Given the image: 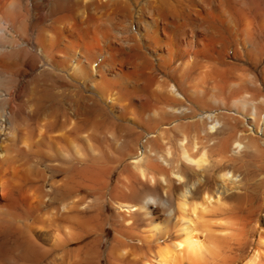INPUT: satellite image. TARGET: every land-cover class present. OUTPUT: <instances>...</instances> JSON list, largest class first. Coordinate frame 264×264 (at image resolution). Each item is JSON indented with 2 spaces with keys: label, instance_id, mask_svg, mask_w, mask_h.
<instances>
[{
  "label": "bare ground",
  "instance_id": "1",
  "mask_svg": "<svg viewBox=\"0 0 264 264\" xmlns=\"http://www.w3.org/2000/svg\"><path fill=\"white\" fill-rule=\"evenodd\" d=\"M0 40V264L219 255L185 216L264 184V0H0ZM119 154L147 185H118Z\"/></svg>",
  "mask_w": 264,
  "mask_h": 264
},
{
  "label": "rangeland",
  "instance_id": "2",
  "mask_svg": "<svg viewBox=\"0 0 264 264\" xmlns=\"http://www.w3.org/2000/svg\"><path fill=\"white\" fill-rule=\"evenodd\" d=\"M89 20L90 19H88L85 24H81V25L76 24L77 26H75V24L74 25L71 24L69 26H71L72 28L74 27L72 29V32L75 35H77V34L82 35L83 32H85L84 28H88V26L91 25V22H90L91 20L90 21ZM86 24H88V25H86ZM82 25H84V26H82ZM85 25L87 27H85ZM56 26H57L56 23L49 22L47 25L43 26L41 29L38 30L36 38H38V36L39 37L41 36L39 31H41V33H42V31L52 33L55 30ZM79 26H81V27H79ZM45 73L48 75L44 74V76H42V79H43V81L45 79L44 83L46 82V85H50V87H53V88H58V87L63 86V84L61 85V84H59V82L57 83V81H55L54 78H52V80H51L52 76L50 77L49 73H47V72H45ZM47 80L52 82V83L48 82ZM53 82H56V83H53ZM48 83H50V84H48ZM1 84H2V86H1ZM6 85L7 84H5L4 81L0 80V87L4 88ZM1 106H2V102L0 100V107ZM14 142L15 143H18V142L21 143V140L17 137L16 139H14ZM20 143H18V144H20ZM136 170L137 169H135L133 167V163L130 162L128 155L119 154V163H118V166L115 170V175H114L117 178L118 185H120L121 187L124 188V185H128V186L133 185L135 187H141L142 185H144L146 183L148 184V177H141L139 172ZM155 176L157 178L156 179L157 181L155 183V188H156V190H158V192L162 193V189L158 185V183L159 184L162 183L163 180L161 179V176L158 172L155 173ZM170 179H171L172 183L176 182V179L173 176H170ZM233 191H235V189H233ZM256 191L257 192H255V193L257 196L254 197L252 202H245V201L230 197L228 199L227 198L225 199L226 200V201H224V202H226L225 207H222L220 209V211H219V209H216V210L212 209V210H207V211L202 212V210L199 209L201 207L199 205L195 209L196 210L195 213H199V214L189 213V212H190V210L192 211V206H193L192 203H195L196 201H197V203L201 202V197L195 196L194 198L192 197V198H190V200H188L189 206H188L187 212H186V214L187 213L188 214L185 216V219L191 218L189 221V222H191V224L188 222L190 228L194 227V224H195V226H197L199 224V222L202 223V224L200 223V225L198 226V227H200V229L197 230L198 227H194L195 228L194 230L197 232V235H198V237H200V239L207 240L208 238H210V237L213 238L216 235H217V237H221V235L226 236V237H223L226 239H223L222 237L221 238L223 239V243L227 244V246H225L222 242H221L222 244L220 243L218 245L219 248L216 246V248H217L216 252L218 253V250H220L219 251L220 253H218L219 255L216 256V253L215 254H210V253L207 254L205 252V256L200 261L201 262L200 264H246L247 260H249V258H251L254 250H257V249L260 251V254L256 258L255 264H264V248L258 245L260 238L264 237V184L262 187L257 188ZM212 192H213V189H212ZM241 192L242 191H240L239 193H241ZM191 201H192V203H191ZM190 206H191V208L189 210ZM229 207H232V208H229ZM234 207H235V209H234ZM117 210L119 211V209L114 208L113 205L111 207L108 206V212L110 214L115 212V211L118 212ZM224 211L226 212L225 214L223 213ZM200 212H202V213H200ZM215 213H216V216L214 215ZM219 213H223L224 215L223 214L221 215ZM189 214H190V216H189ZM118 215L121 216V215H123V213L118 212ZM128 216H129V214H128ZM128 216H127V214H125V217H128ZM187 216H189L190 218H187ZM194 216H195V218H194ZM223 216H225V218ZM214 218L217 219L216 223H215V221H212ZM218 218L220 220L222 218H224V219H222V224H224V221H226V222L228 221L227 224H228L229 229L228 228L227 229L229 231L226 230L224 233L219 231L220 230V227H219L220 221ZM192 220L196 223H193ZM184 226H185V224H184ZM218 227H219V229H218ZM206 228H208V229H206ZM232 231L234 232V235H233ZM105 233L106 234H104V240L102 243V245H103L102 248L104 251L107 249V247L109 245V241L111 240V238L114 234V230L111 227H109ZM179 233L180 232L173 233V235L174 234L177 235ZM230 234H231V236H230ZM237 234H239V235H237ZM170 238L171 237H169L167 240L168 244H170V242L173 240V237H172V240ZM229 238H230V240H229ZM225 240H227L226 243H225ZM228 242H229V244H228ZM221 247H223V248H221ZM205 257H206V259H205ZM187 263L188 262L184 261V264H187ZM197 264H199V262Z\"/></svg>",
  "mask_w": 264,
  "mask_h": 264
}]
</instances>
